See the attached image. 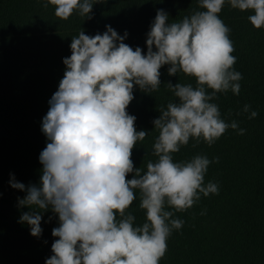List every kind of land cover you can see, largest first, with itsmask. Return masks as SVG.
<instances>
[{"label": "clouds", "instance_id": "obj_1", "mask_svg": "<svg viewBox=\"0 0 264 264\" xmlns=\"http://www.w3.org/2000/svg\"><path fill=\"white\" fill-rule=\"evenodd\" d=\"M105 0H45L54 15L68 20L74 12L91 19L93 4ZM199 9L179 22L169 23L168 14L158 9L147 33V52L124 43L110 25L103 34L89 36L81 31L73 37L71 56L58 90L48 101L42 118L46 147L39 155L42 175L38 184L27 187L10 180L14 189L25 191L19 206H27L19 223L30 227L39 238L42 213L51 209L59 226L52 229L57 239L53 255L45 264H159L167 252V241L184 221V212L201 199V194H219L214 182L205 184L209 165L218 163L204 154L174 161V154L194 140L213 145L228 129H245L238 122L221 118L218 94L240 93L242 74L234 70L237 58L229 38L230 28L220 18L225 0H198ZM232 9L250 11L251 25L264 28V0H227ZM168 75L183 73L192 83H168L176 98L153 121L158 136L146 171L135 168L132 150L148 135L137 131L136 117L127 112L134 99V86L151 93L159 89L160 69ZM250 113L258 112L244 105ZM133 174L131 179L128 175ZM139 192L140 209L146 219L134 226L136 217L128 209ZM204 214L203 212L201 213ZM51 219V217L49 218Z\"/></svg>", "mask_w": 264, "mask_h": 264}, {"label": "trees", "instance_id": "obj_2", "mask_svg": "<svg viewBox=\"0 0 264 264\" xmlns=\"http://www.w3.org/2000/svg\"><path fill=\"white\" fill-rule=\"evenodd\" d=\"M45 0H0V264H45L53 253L56 237L52 229L59 226L51 209L42 213L39 238L30 234L27 224L19 223L24 212L18 198L25 191L14 189L10 180L38 184L42 175L39 155L46 147L42 118L49 110L48 101L58 90L71 56L70 44L81 31L86 35L103 34L110 25L119 35L128 33L124 43L147 52V33L158 9L169 16V23L199 9L198 0H105L94 3L91 19L74 12L68 20L54 15V6L43 7ZM250 11L232 9L225 0L219 14L230 28L229 38L237 60L234 70L242 74L240 93L218 94L221 118L238 122L245 129H228L213 145L194 140L174 154V161H185L196 154L209 160L218 157L205 174V184L214 182L219 194H210L192 208L175 213L184 221L167 241V252L159 264H264V28L256 29ZM168 65L160 69V87L151 93L134 86V99L127 108L136 117L137 131L148 135L138 141L131 159L135 168L146 171L153 155L158 131L153 121L160 109L175 101L168 83H192L183 73L168 75ZM258 112L254 119L243 111L244 105ZM133 174L128 175V179ZM139 192L128 209L136 219L134 226L145 222L139 207ZM204 213L203 215L201 213ZM51 217V219H49Z\"/></svg>", "mask_w": 264, "mask_h": 264}]
</instances>
